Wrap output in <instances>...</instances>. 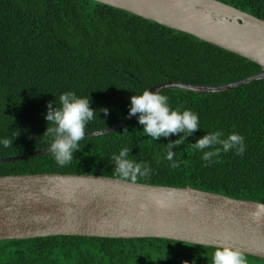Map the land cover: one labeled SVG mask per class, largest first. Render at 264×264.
Segmentation results:
<instances>
[{
	"label": "trees",
	"instance_id": "trees-1",
	"mask_svg": "<svg viewBox=\"0 0 264 264\" xmlns=\"http://www.w3.org/2000/svg\"><path fill=\"white\" fill-rule=\"evenodd\" d=\"M264 19V0H221ZM261 71L240 54L151 19L95 0H0V157L51 145L43 134L48 103L75 92L88 97L94 119L85 131L122 119L131 96L158 84H226ZM170 108L191 109L199 129L174 146L183 133L153 139L139 113L125 125L78 142L70 163L60 166L50 151L15 162H0V175L86 173L122 178L113 157L130 148L128 159L150 173L135 181L223 193L264 202V79L217 93L170 87L159 91ZM108 109L105 117L103 109ZM236 132L245 152H221L211 161L191 145L208 132ZM43 134V135H42ZM5 138L13 140L4 147ZM131 180V179H128ZM216 247L180 240L53 235L0 241V264H212ZM248 264L264 259L245 254Z\"/></svg>",
	"mask_w": 264,
	"mask_h": 264
},
{
	"label": "water",
	"instance_id": "water-1",
	"mask_svg": "<svg viewBox=\"0 0 264 264\" xmlns=\"http://www.w3.org/2000/svg\"><path fill=\"white\" fill-rule=\"evenodd\" d=\"M127 10L240 54L261 71L226 84L167 81L217 93L264 79V19L221 0H95ZM134 116V115H133ZM85 133L97 136L125 125ZM50 152L0 157L15 162ZM53 235L109 238L157 237L207 246L230 244L264 259V202L191 186H166L86 173L0 175V241Z\"/></svg>",
	"mask_w": 264,
	"mask_h": 264
},
{
	"label": "clouds",
	"instance_id": "clouds-1",
	"mask_svg": "<svg viewBox=\"0 0 264 264\" xmlns=\"http://www.w3.org/2000/svg\"><path fill=\"white\" fill-rule=\"evenodd\" d=\"M169 97L162 95L159 91L144 89L142 94L131 96L129 117L139 113V123L143 125V131L153 139L161 136L168 137L170 134L183 133L179 139L167 144L169 151L166 159L172 161L171 167H179V163L173 160L174 146L183 144L184 140L194 131L199 129V116L191 109L181 112L180 107L170 108ZM60 107L53 108L52 102L48 103L46 120L54 124V127H47L43 134L52 135L53 141L50 151L58 165L64 166L73 159V152L79 149L78 142L85 138L86 124L94 119V109L90 107L88 97H78L75 92H65L59 96ZM105 117L108 109H103ZM42 134V135H43ZM222 131L208 132L191 145L193 149L203 151L202 159L206 162L213 157H218L221 152L235 150L237 155L245 152L244 137L236 132L223 137ZM13 140L5 138L4 147H11ZM130 148H124L119 155L114 156L115 171L123 179L135 181L137 176H147L150 168L147 164L141 165L129 160ZM184 264H188L187 261ZM212 264H248L245 252L239 247L230 244L217 246L212 256Z\"/></svg>",
	"mask_w": 264,
	"mask_h": 264
}]
</instances>
